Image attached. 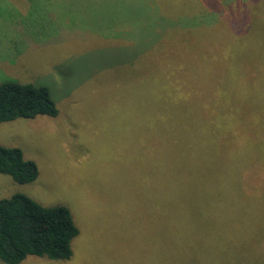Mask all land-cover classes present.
Returning a JSON list of instances; mask_svg holds the SVG:
<instances>
[{"label": "rangeland", "instance_id": "1", "mask_svg": "<svg viewBox=\"0 0 264 264\" xmlns=\"http://www.w3.org/2000/svg\"><path fill=\"white\" fill-rule=\"evenodd\" d=\"M4 81L47 86L58 112L0 123L38 168L0 173V198L64 205L79 230L68 259L19 264H264V196L234 197L264 184L223 168L234 143L264 152L236 129L264 121V0H0ZM203 212L202 245L177 239Z\"/></svg>", "mask_w": 264, "mask_h": 264}, {"label": "trees", "instance_id": "2", "mask_svg": "<svg viewBox=\"0 0 264 264\" xmlns=\"http://www.w3.org/2000/svg\"><path fill=\"white\" fill-rule=\"evenodd\" d=\"M57 112L56 104L47 86L16 81L0 83V123L17 118H33L37 115L55 116ZM236 129L251 132L243 134L249 147H251L252 135L264 138V121L247 120ZM231 147L232 151L229 146L223 148L227 151L223 153V156L226 158L232 155L234 160L225 161L228 166L223 168L229 170L228 167L233 166L231 173L234 175L236 167L239 171L236 176L239 180L236 181H242L243 177V181L249 184L263 185L264 163L261 157H264V152L253 149L248 151L236 143ZM242 148L245 152L241 155ZM255 155L258 157L253 159ZM239 159L246 160V163L243 166L240 165L237 161ZM0 173L23 184L29 183L37 177L38 168L33 160L24 158L19 147L0 145ZM227 176L228 173L225 171L221 180L217 181L218 184L225 185ZM209 183L216 182L212 180L208 181ZM247 193L249 192L238 193L234 197L241 200V204L249 205L248 209L251 210L250 203L256 197L258 198L255 200H258L264 196V188L252 190L249 195ZM249 197L250 199L246 200ZM206 205H210V203H206ZM200 210L201 206H198L195 212ZM205 217L203 212L195 215V221L186 220L184 222L185 232L183 231V235L180 234L181 236L177 239H187V242L192 245H202L201 230L214 225L213 221L205 220ZM256 217L251 211L249 219L253 220ZM202 220L203 222H201ZM215 220L218 221V219ZM188 227L190 230L187 229ZM78 231L69 209L64 205H43L23 193H14L8 197L0 198V260L6 264H19L30 255L56 260L68 259L72 253L71 240ZM177 239H173L174 242ZM211 249L212 252L217 250L213 245ZM172 251L174 253H169L170 261L167 254L164 255L167 259L162 257L164 264H190L186 262L191 256L190 253V255L180 256L181 253H176V249L175 251L172 249Z\"/></svg>", "mask_w": 264, "mask_h": 264}]
</instances>
